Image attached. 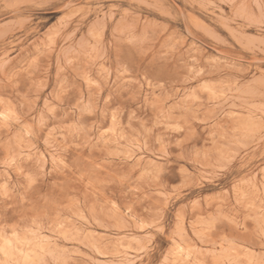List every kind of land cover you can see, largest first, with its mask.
I'll return each mask as SVG.
<instances>
[{"label":"rangeland","instance_id":"1","mask_svg":"<svg viewBox=\"0 0 264 264\" xmlns=\"http://www.w3.org/2000/svg\"><path fill=\"white\" fill-rule=\"evenodd\" d=\"M0 264H264V0H0Z\"/></svg>","mask_w":264,"mask_h":264}]
</instances>
